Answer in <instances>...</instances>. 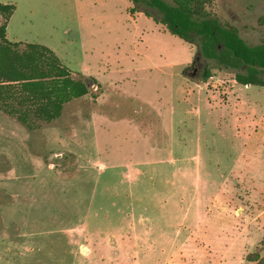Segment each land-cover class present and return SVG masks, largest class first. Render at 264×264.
<instances>
[{"label":"rangeland","instance_id":"rangeland-1","mask_svg":"<svg viewBox=\"0 0 264 264\" xmlns=\"http://www.w3.org/2000/svg\"><path fill=\"white\" fill-rule=\"evenodd\" d=\"M0 3L8 40L48 47L90 90L36 130L0 112V264L263 263L264 88L141 3ZM207 9L264 44V0Z\"/></svg>","mask_w":264,"mask_h":264},{"label":"trees","instance_id":"trees-1","mask_svg":"<svg viewBox=\"0 0 264 264\" xmlns=\"http://www.w3.org/2000/svg\"><path fill=\"white\" fill-rule=\"evenodd\" d=\"M127 1L130 15L141 3L146 8L142 14L172 36L187 43L196 39L205 59L242 69L234 74L236 84L264 88V44L248 45L237 28L222 25L207 9L211 0ZM14 9L0 3V112L36 130L59 118L65 104L89 94V79L75 74L42 44L8 40L6 25ZM209 76L205 69L203 78Z\"/></svg>","mask_w":264,"mask_h":264}]
</instances>
